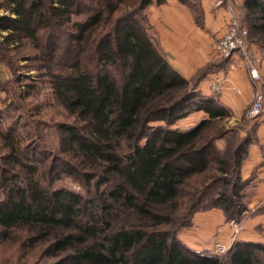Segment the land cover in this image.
Masks as SVG:
<instances>
[{"label": "trees", "instance_id": "trees-1", "mask_svg": "<svg viewBox=\"0 0 264 264\" xmlns=\"http://www.w3.org/2000/svg\"><path fill=\"white\" fill-rule=\"evenodd\" d=\"M167 0H7L0 16V264H264V244L196 252L179 234L220 209L252 215L242 166L253 141L150 30ZM203 24L197 0H179ZM250 43L264 48V0H243ZM208 115L192 128L177 124ZM225 141V146L219 145Z\"/></svg>", "mask_w": 264, "mask_h": 264}, {"label": "crops", "instance_id": "crops-1", "mask_svg": "<svg viewBox=\"0 0 264 264\" xmlns=\"http://www.w3.org/2000/svg\"><path fill=\"white\" fill-rule=\"evenodd\" d=\"M197 1L203 10L202 25L197 24L194 11L179 0H167L147 9L152 36L158 40L173 68L187 79H191L206 64L223 60L217 56L215 49L227 30L230 18L227 4L216 7L218 0ZM231 2L243 4V0ZM250 53L251 65L236 53L227 59L223 68L210 73L198 88L204 98L216 96L218 102L232 115L231 119L235 121L233 125L244 116L257 90L264 92V48L250 46ZM252 66L261 75L258 84L250 76ZM213 81L223 86L218 94L211 89ZM196 114L201 116L198 122L208 118L205 112L197 111L184 120H191L193 118L190 117ZM196 122L193 120L192 125ZM251 122L254 139L248 148L241 173L243 180L249 182L245 202L252 215L237 227V224L227 221L220 209L196 213L192 226L179 234L181 242L196 252H212L216 243L230 248L236 241L264 244V115Z\"/></svg>", "mask_w": 264, "mask_h": 264}, {"label": "built area", "instance_id": "built-area-1", "mask_svg": "<svg viewBox=\"0 0 264 264\" xmlns=\"http://www.w3.org/2000/svg\"><path fill=\"white\" fill-rule=\"evenodd\" d=\"M227 4V11L229 13V22L226 32L218 40L216 44V54L220 59H230L234 54H240L248 65L252 64L250 53L249 31L240 18V10L236 4L231 0H218L216 7ZM250 76L255 84L261 81V75L256 67L252 66L250 69ZM211 89L214 93H220L223 86L218 81H213ZM264 115V92L257 90L254 99L248 109V118L255 121ZM264 154V144L262 148ZM236 225V224H235ZM237 227H240L237 225ZM230 250V247L216 243L213 248L214 254L224 255Z\"/></svg>", "mask_w": 264, "mask_h": 264}, {"label": "rangeland", "instance_id": "rangeland-1", "mask_svg": "<svg viewBox=\"0 0 264 264\" xmlns=\"http://www.w3.org/2000/svg\"><path fill=\"white\" fill-rule=\"evenodd\" d=\"M6 1L7 0H0V16L10 13V9L8 8V6L6 4ZM236 6L240 10L241 22L247 28V24H245L243 21V14L241 11V5L236 4ZM249 42H250V40H249ZM250 46H259V45L250 43ZM11 77H12V74H11L10 68L4 63H0V81L6 82L7 80H10ZM0 96H1V98H4L6 95L4 93H0ZM1 106H2V103L0 102V107ZM249 107L246 109L244 116L241 117L240 120H238L239 122H237L235 125H233V123L235 121L231 119L232 115H230V113H229L230 116L225 120V128L227 130L237 131V132H239V134L241 136H244L243 134L246 132L253 134L252 128H250V126H251L250 123H252V122L248 118ZM190 118H193V119H191V120L190 119L180 120L177 124V127L180 129H183V130L188 129V128H192L195 125H197L198 119L200 120L201 116L196 114V115H194V117H190ZM188 120H190V122ZM193 120H197V122H196V124L192 125ZM219 145L221 147L225 146V141L224 140L220 141Z\"/></svg>", "mask_w": 264, "mask_h": 264}]
</instances>
